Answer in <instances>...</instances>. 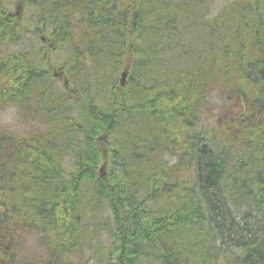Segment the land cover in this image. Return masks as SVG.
<instances>
[{
	"label": "trees",
	"instance_id": "obj_1",
	"mask_svg": "<svg viewBox=\"0 0 264 264\" xmlns=\"http://www.w3.org/2000/svg\"><path fill=\"white\" fill-rule=\"evenodd\" d=\"M10 105L36 122L0 126V264H40L23 230L45 264H264V0H0Z\"/></svg>",
	"mask_w": 264,
	"mask_h": 264
},
{
	"label": "rangeland",
	"instance_id": "obj_2",
	"mask_svg": "<svg viewBox=\"0 0 264 264\" xmlns=\"http://www.w3.org/2000/svg\"><path fill=\"white\" fill-rule=\"evenodd\" d=\"M15 1L16 0H14V3H15ZM19 3H21V2H18V4ZM24 19H25L26 23L30 24L31 15L26 16ZM39 47L41 48L42 46H39V44L36 41L29 40L26 36H23L22 39L18 43L12 44V45L10 44L8 46H4V49L7 52L16 51V50L31 52L32 56H30V58L32 57V59L33 58L35 59L36 56H38V55L45 56V53L43 54V53L38 52ZM48 54H49V51L46 50V55H48ZM58 57L61 59L60 52L56 53V58H58ZM72 88L73 87H71V90H72ZM214 94L215 95H212L210 100H209L210 104H211V109L208 108V110L210 111V112H208V115L213 113V115L216 118H213L212 121L216 122L217 117H221V114H223L224 112L229 110L228 107L231 105V103L229 105V103L226 101V99L223 96L217 94V92ZM69 96H71V94ZM235 108L238 109L239 107H235ZM30 111H33V109L30 108ZM22 113L23 112L20 111V109H18L15 106H8V107L1 108L0 109V126L13 128L14 130H17L20 132H24L25 130H28L30 128L31 124H34L36 122V118L33 117V115L30 114V112L27 115L22 114ZM101 167L102 166H100V163H99L98 164V171L99 172L101 170L100 169ZM102 169L106 173V166L103 167ZM107 171H108V168H107ZM104 174H101V175H104ZM39 236H40V233L34 232V231L23 230L20 233V235L18 236V239H17L18 258H22V259H24V262H28V259L33 260L34 258L37 259V257H40V255L41 256L44 255V252L46 251V249L40 245ZM104 239H105V237H104ZM101 250H102V252H100V253H104L105 257H107V255H109L108 254L109 247L107 246L105 241H104V247ZM88 254H89L88 247L82 248L80 257L82 258V260H86L88 258ZM78 256L79 255L75 256V258H77ZM143 260H145V259L140 258L137 264H144ZM87 261H89V259ZM90 261H92V259ZM78 262H80V260H78Z\"/></svg>",
	"mask_w": 264,
	"mask_h": 264
},
{
	"label": "bare ground",
	"instance_id": "obj_3",
	"mask_svg": "<svg viewBox=\"0 0 264 264\" xmlns=\"http://www.w3.org/2000/svg\"><path fill=\"white\" fill-rule=\"evenodd\" d=\"M91 15H92V14H91ZM122 74H125V75H126V72L123 71ZM122 74H121V81H123V79H122ZM102 168H103V167L100 168L101 170H100L99 174H100V173H101V174H104V173H105L104 170H103ZM119 168H120V167H119ZM101 174H100V175H101ZM115 175H116V174H115ZM112 177H113V175H112ZM95 195H96V194H95ZM221 254H222V253H221ZM234 263H235V262H234Z\"/></svg>",
	"mask_w": 264,
	"mask_h": 264
},
{
	"label": "water",
	"instance_id": "obj_4",
	"mask_svg": "<svg viewBox=\"0 0 264 264\" xmlns=\"http://www.w3.org/2000/svg\"><path fill=\"white\" fill-rule=\"evenodd\" d=\"M124 77H125V74H122V79H124Z\"/></svg>",
	"mask_w": 264,
	"mask_h": 264
}]
</instances>
